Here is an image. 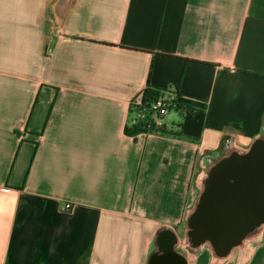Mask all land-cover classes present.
<instances>
[{
    "label": "crops",
    "instance_id": "crops-1",
    "mask_svg": "<svg viewBox=\"0 0 264 264\" xmlns=\"http://www.w3.org/2000/svg\"><path fill=\"white\" fill-rule=\"evenodd\" d=\"M147 84L181 137L125 134ZM263 125L264 0H0V264H146ZM249 246L221 264H264Z\"/></svg>",
    "mask_w": 264,
    "mask_h": 264
},
{
    "label": "water",
    "instance_id": "water-1",
    "mask_svg": "<svg viewBox=\"0 0 264 264\" xmlns=\"http://www.w3.org/2000/svg\"><path fill=\"white\" fill-rule=\"evenodd\" d=\"M205 164L197 180L199 193L184 214L183 240L173 228H159L146 264H187V256L177 251L180 245L194 255L207 247L212 263L221 264L235 250L260 241L264 232V125L247 147L224 146L218 157ZM165 239L169 253L162 259Z\"/></svg>",
    "mask_w": 264,
    "mask_h": 264
},
{
    "label": "trees",
    "instance_id": "trees-1",
    "mask_svg": "<svg viewBox=\"0 0 264 264\" xmlns=\"http://www.w3.org/2000/svg\"><path fill=\"white\" fill-rule=\"evenodd\" d=\"M168 92H171V91L158 89V88L151 86L150 84H147L146 88L144 89L142 93L140 107L134 104H131L130 109L139 111V110H142V108H148V104L150 102L158 98L160 95L164 93H168ZM174 93L178 96L177 92H174ZM177 108H180V104L178 105ZM181 108L184 109V112H183L185 113L184 115H186V113L187 114L189 113L187 108L185 107H181ZM149 114L152 115V112H150ZM156 117H158L160 120L163 118V116L159 114L156 115ZM149 123H150V126L146 127L144 126L142 120L138 121L136 124H131V122L129 121L128 125L125 127L124 132L126 135L131 136V137H135L136 135L141 134V133H155V134L171 136V137H181L182 136L181 133L177 131H173V129H167L166 126L161 122L159 124H156L155 120L152 117H150Z\"/></svg>",
    "mask_w": 264,
    "mask_h": 264
},
{
    "label": "built area",
    "instance_id": "built-area-1",
    "mask_svg": "<svg viewBox=\"0 0 264 264\" xmlns=\"http://www.w3.org/2000/svg\"><path fill=\"white\" fill-rule=\"evenodd\" d=\"M141 103H137L136 106L140 107ZM179 105V98L173 92H168L160 95L158 98L148 104V108H142V110L135 111V117L130 119L131 124H136L138 121L143 122L144 126L149 127V119L152 117L156 124L160 123V119L156 115L164 116L169 110L177 109ZM152 112V115L149 113ZM72 205L66 203L63 207L64 211L72 210Z\"/></svg>",
    "mask_w": 264,
    "mask_h": 264
},
{
    "label": "flooded vegetation",
    "instance_id": "flooded-vegetation-1",
    "mask_svg": "<svg viewBox=\"0 0 264 264\" xmlns=\"http://www.w3.org/2000/svg\"><path fill=\"white\" fill-rule=\"evenodd\" d=\"M176 229H180L179 227H176ZM176 231V230H175ZM177 232V231H176ZM178 235H179V233H178ZM167 240L168 239H165V243L163 244V250H162V252H163V254L160 256V257H162V259H164L165 257H167L168 256V253H169V244H168V242H167ZM250 244V243H249ZM180 250H182L183 251V249H181V247H178L177 248V251L178 252H181ZM241 252H242V255H247L249 252H250V246H248L246 249H244V250H241ZM183 254H186V252L184 251L183 252Z\"/></svg>",
    "mask_w": 264,
    "mask_h": 264
},
{
    "label": "rangeland",
    "instance_id": "rangeland-1",
    "mask_svg": "<svg viewBox=\"0 0 264 264\" xmlns=\"http://www.w3.org/2000/svg\"><path fill=\"white\" fill-rule=\"evenodd\" d=\"M174 112V111H173ZM173 112H172V114H173ZM205 166H206V164L204 163L203 165H202V167H201V169H202V171H204L205 170ZM195 197V196H194ZM262 238V237H261ZM207 248V247H206ZM208 249V248H207ZM192 258L194 257V256H191ZM206 264H211V254L208 256V263H206Z\"/></svg>",
    "mask_w": 264,
    "mask_h": 264
}]
</instances>
